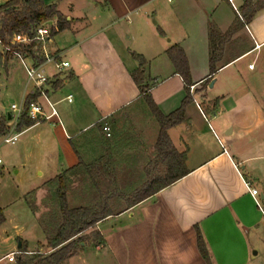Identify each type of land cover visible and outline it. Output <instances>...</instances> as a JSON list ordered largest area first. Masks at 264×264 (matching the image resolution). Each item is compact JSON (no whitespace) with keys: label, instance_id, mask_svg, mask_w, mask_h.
<instances>
[{"label":"crops","instance_id":"0c3cea01","mask_svg":"<svg viewBox=\"0 0 264 264\" xmlns=\"http://www.w3.org/2000/svg\"><path fill=\"white\" fill-rule=\"evenodd\" d=\"M8 1L0 0V6ZM245 1L44 0L70 22L40 50L70 62L62 80L46 86L59 118L15 132L29 165L40 169L45 195L67 169L81 160L95 162L86 151L99 139L100 124L113 127L116 135L129 132L124 139L129 163H136L132 154L139 147L144 166L126 168L124 178L132 180L126 188H134L136 180L175 178L188 170L173 184L97 224L103 241L96 248L113 264H209L199 249L197 228L213 264H255L264 257V210L248 186L259 189L264 207V8L245 23ZM211 28L220 53L215 73ZM175 44L187 54L190 84L197 85L202 109L194 98L187 103L185 119L168 129L172 146L160 153L161 126L141 85L166 116L183 105L189 85L168 54ZM23 53L22 58L6 53L0 43V87L7 91L11 83L21 102L34 96L50 111L27 74L25 63L33 57ZM137 55L147 61L141 85L133 77L141 67ZM42 68L56 74L53 61ZM22 70L27 79L17 81ZM1 94L0 112L9 116L16 102L5 105ZM137 113L147 121L128 126L126 121ZM173 148L184 154L183 166L174 160Z\"/></svg>","mask_w":264,"mask_h":264},{"label":"rangeland","instance_id":"374dc122","mask_svg":"<svg viewBox=\"0 0 264 264\" xmlns=\"http://www.w3.org/2000/svg\"><path fill=\"white\" fill-rule=\"evenodd\" d=\"M241 13L244 15L242 10ZM26 79L27 74L25 71L22 70L20 74H17V81L23 82ZM7 88L8 93H6V86L0 87V90H2L1 99L3 98L4 104L10 106L13 101L20 103L18 89H15L11 83L7 84ZM146 121L144 114L137 113L131 115L126 123L130 126ZM111 131L113 132L111 137L107 135L105 130L99 131V139L91 142L89 146L87 145L86 152L89 155L87 159H96L94 162L96 167L92 170L93 174L99 177L100 187L85 172L84 165L77 168L76 171L79 170L78 174L73 175L71 178L73 182L68 183L69 187L67 189V199L71 207L90 204L95 196V202L103 201L106 194L116 191L120 196L117 197L118 201L111 203V205L116 210L124 208L138 193L142 184L150 181L147 179L136 180L134 184L138 183L137 188L135 186L131 190L129 187H125L129 181H132L124 178L126 168L139 170L144 164L139 163V147L135 148V152L132 151V155H137L135 158L136 163H129L131 152H129L130 149L125 148L128 140H124L129 132L121 130L117 132V136L113 127H111ZM134 133L136 132L133 131L132 134ZM20 145L21 141L10 144L4 142V137L0 136V206L4 208L6 215V221L0 225V255L16 250L22 240L29 251L49 253L52 249L47 244V235L43 230L42 223L48 225L50 233L58 228L61 214L57 204L59 184L58 182L54 184L53 189L45 195L46 190L42 183L43 177L38 178L40 169L29 165L30 157ZM109 158H112L114 177L109 175V170H111V165L108 162ZM125 160L128 161L127 166ZM99 163L103 165V175L100 174L97 166ZM96 191L97 195L94 194ZM97 230L99 229L96 225L84 231L80 235L84 236V241H81L80 236L76 238L79 252L81 250H85V252L75 256L70 264H113L110 256L103 254L102 251L96 248L98 244H101V238L98 236ZM257 262L258 264H264V257L254 263ZM1 264H16V262H3Z\"/></svg>","mask_w":264,"mask_h":264},{"label":"trees","instance_id":"16d2710c","mask_svg":"<svg viewBox=\"0 0 264 264\" xmlns=\"http://www.w3.org/2000/svg\"><path fill=\"white\" fill-rule=\"evenodd\" d=\"M263 8L264 0H246L241 8L244 13L243 17L245 23L251 21L255 14ZM55 18H57V24L52 25V36H54L61 30L69 28L70 26V22L66 20L62 13H60L55 4L47 5L45 4L44 0H9L5 4L0 6V36L3 43L7 45L11 44L10 39L17 34H24L33 37L36 28L40 24L53 21ZM228 35H230V32L227 33V36ZM210 38L211 41H213L211 52V73H215L217 71L215 63L220 53L219 47L216 45L217 36L214 28H211ZM34 44L35 42H32L29 45L17 43L13 46L16 49L29 52L33 55L34 52L32 51V47L34 46ZM168 54L175 64L177 71L183 76L188 85H190L191 70L187 54L183 47L179 44H175L168 49ZM137 57L140 61L141 67L137 71L133 72V77L137 84L141 85L143 82L142 76L144 74V68L147 61L141 55H137ZM141 89L142 92H144V94L147 96L149 105L161 126L156 145L157 149L160 153H166L167 149L172 146L168 129L172 125L178 124L185 119V107L187 103L193 99L190 93L189 86V93L185 98L183 105L178 110L167 116L160 111L151 95L146 93V90L142 85ZM33 98L35 97L31 96L28 98V100H31ZM32 124H34V120L24 116L19 124L18 129L22 130L23 127L30 126ZM99 126L100 131H103V124H100ZM8 131L9 116L0 112V136L5 135ZM173 150L174 160L178 161L179 166H183L185 160L184 154L177 152L175 148H173ZM82 165L85 166L84 170L91 176V179L96 182L98 186L100 185L101 182H99V177H96V175L93 174L92 170L96 167V163L88 164L81 160L78 165L71 167L60 174L55 179L56 183L58 182L59 184L57 204L61 211L58 228L56 229V231L50 233L48 225L42 223L43 230L47 235V244L49 247H51L52 250L49 253L34 252L32 254L21 255L18 257L16 264H67L69 258L79 252L76 238L80 236L84 231L96 226L98 223L109 218L112 215L121 213L126 208L138 204L144 199L154 195L162 188L173 184L179 178L188 173V170L183 169L175 174L177 176L175 178H166L162 180L154 179L142 184L141 188L138 190V193L124 208L116 210L111 205V203L113 202L116 203L118 201L117 197L120 196L116 191H111V193L106 194L103 201L95 202V196L90 204L71 207L67 199V189L69 187L68 183L70 184L73 182L71 178L73 177V175L78 174L79 170L76 171V169ZM97 166L100 170V174L103 175V165L99 163ZM112 168L113 162L111 158L110 175L111 177H114ZM169 169H171L170 165ZM94 194L97 195V191L94 192ZM5 221L6 215L4 213V208L0 206V225ZM197 231L199 249L206 261L209 264H213L205 238L199 228H197ZM96 232L101 238L102 243L103 235L101 234L100 230H97ZM79 238L81 239V241L85 240L84 236H80ZM21 249L23 251H29L27 247L24 246V243H22Z\"/></svg>","mask_w":264,"mask_h":264},{"label":"built area","instance_id":"2783aa9c","mask_svg":"<svg viewBox=\"0 0 264 264\" xmlns=\"http://www.w3.org/2000/svg\"><path fill=\"white\" fill-rule=\"evenodd\" d=\"M52 25L53 23L51 24L50 22H44L40 24L36 28L33 37L24 34L14 35L10 39L11 44L8 45L3 43L2 38L0 36V43L2 44L4 51L20 58H22L25 54L22 50L16 49L13 45L17 43L29 45L32 42H35L34 46L32 47V51L34 52V54L32 55L28 52L33 57V61L30 64L25 63V66L27 68V74L30 81L36 84V93L39 94L38 96H42L47 99L48 106L50 109V111H47L45 105L37 98H33L31 100H28L27 98L20 103H13L11 105V113L9 115V131L5 135H3L4 142L6 143L14 144L17 142L19 138V132L15 131H18L19 124L24 116L34 120V122L37 123L49 121L55 117L59 118V112L56 108V104L48 99V90L46 89V86L62 80V75L65 73L66 68L70 66V62L61 59L60 54L50 55L45 53L42 55L40 52V50L44 48L45 44L52 38ZM40 57L44 58L43 62L39 60ZM52 61L55 63L56 74L48 75L42 67L44 63ZM254 66V62L249 65L250 68H254ZM189 89L192 97L195 99L198 106L202 109L200 103L196 99L197 85L190 84ZM68 99L72 100V95H69ZM104 130L107 132V135H111L110 125L106 124L104 126ZM248 186L251 194L254 196L257 202V205L262 210H264V207L259 197V189L251 186L250 183H248ZM32 253L34 252L23 251L21 247H17L16 250H12L8 253L0 255V264L3 262L15 263L19 256Z\"/></svg>","mask_w":264,"mask_h":264},{"label":"water","instance_id":"95a60500","mask_svg":"<svg viewBox=\"0 0 264 264\" xmlns=\"http://www.w3.org/2000/svg\"><path fill=\"white\" fill-rule=\"evenodd\" d=\"M51 24L53 23V21H49ZM18 247H22V242H19Z\"/></svg>","mask_w":264,"mask_h":264}]
</instances>
